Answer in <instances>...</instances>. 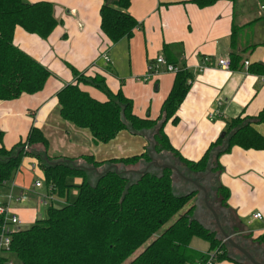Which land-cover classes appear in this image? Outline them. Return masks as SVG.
Returning a JSON list of instances; mask_svg holds the SVG:
<instances>
[{"label":"trees","instance_id":"trees-1","mask_svg":"<svg viewBox=\"0 0 264 264\" xmlns=\"http://www.w3.org/2000/svg\"><path fill=\"white\" fill-rule=\"evenodd\" d=\"M218 1L191 0L200 8ZM131 4L132 0H102L100 28L113 44L124 38L131 39L140 25L130 12ZM55 9L56 5L49 0H0V101L35 94L44 89L50 76L55 75L15 43L17 27L47 39L62 23ZM235 30L230 53L232 68L242 59L233 41ZM169 62L178 65L177 61ZM71 69L74 81L65 84L57 94L59 119L87 132L94 145H109L124 131L133 135L149 133L153 151L145 148L141 153L107 159H99L91 153L77 157L52 155L51 139L44 129L36 126L31 127L25 140L14 146L1 145L0 186L8 185L23 159L33 156L44 172L49 195L68 200L71 190L77 189L75 201L63 206L51 202L45 217L29 228L16 230L12 235L11 253L22 264H195L207 260L212 252L217 262L230 260L236 264H252L224 239L217 225L212 227L198 217L197 204H192L162 230L203 192L193 186L191 190L177 193L180 171L207 188L210 204L218 212L224 230L264 264V235L253 236L246 232L229 206L230 190L219 181L223 154L235 146L245 150L264 149V134L257 128L264 124V108L256 116L239 115L227 119L225 135H220L201 158L194 160L172 145L164 129L168 121H178V108L190 91L193 74L188 68L180 66L175 73L172 88L156 118L136 114L133 100L121 89L112 93L104 77L88 76L73 66ZM249 71L262 72L264 65L251 64ZM81 83L101 89L108 98L93 97L81 88ZM37 145L43 146L50 160L68 159L70 162L49 165L35 152ZM80 159L84 161L83 166L71 163L77 164ZM155 159L164 164L153 163L135 177L114 168L102 175L96 170L113 164L134 166L143 161L148 166ZM91 166L94 169L89 168ZM212 177L216 182L214 186L207 181ZM75 178H80L81 182L75 183ZM194 237L209 243L208 252L191 246ZM140 248L141 251L129 260ZM5 259L3 256L0 260Z\"/></svg>","mask_w":264,"mask_h":264},{"label":"crops","instance_id":"crops-1","mask_svg":"<svg viewBox=\"0 0 264 264\" xmlns=\"http://www.w3.org/2000/svg\"><path fill=\"white\" fill-rule=\"evenodd\" d=\"M49 1L56 5L55 13L62 23L47 39L17 27L15 43L55 75L35 94L0 101V146L10 148L25 140L31 127L36 126L51 139L52 155L77 157L91 153L107 159L122 156L121 149L129 148L124 153L145 150L149 133L133 135L124 131L109 145H94L87 132L59 119L57 94L74 81L72 66L88 76L104 77L112 93L121 89L133 100L134 112L150 118L159 116L175 73L162 71L145 81L149 63L164 55L188 68L193 74L190 91L178 108V121H168L164 129L172 145L194 160L201 158L226 130L227 119L256 116L264 108V71L244 68L245 61L264 65V0H220L205 8L191 0H132L130 12L140 25L131 39L124 38L116 44L100 28L102 0ZM234 28L233 41L242 59L235 68L223 69L218 59L230 56ZM123 42L131 48L127 67L121 65L123 56L118 60V52L117 57L113 55V49L118 50ZM104 53L110 56V63L103 59ZM205 57L210 58V64L204 63ZM80 86L99 100L108 98L93 85ZM213 108H219L222 116H210ZM257 128L264 134V124ZM35 150L42 152L44 148L37 145ZM220 162L223 170L219 181L230 190L233 213L247 233L264 235V149L235 146L220 157ZM74 182L80 183L81 179L75 178ZM257 212L262 213V218H254ZM191 245L202 252H208L210 246ZM218 264L236 263L224 260Z\"/></svg>","mask_w":264,"mask_h":264},{"label":"rangeland","instance_id":"rangeland-1","mask_svg":"<svg viewBox=\"0 0 264 264\" xmlns=\"http://www.w3.org/2000/svg\"><path fill=\"white\" fill-rule=\"evenodd\" d=\"M117 52H118V60H120L123 56V58L121 60V65L127 67V65L129 64V53H131V48L128 47L126 42H123V44H121V46L118 50L113 49V55L115 57H117ZM72 139H73V136H72ZM149 139H150V137H149ZM145 143H146V149L150 148V151H153V149H151L152 146L150 145L149 141H145ZM128 149L129 148H127L125 150H128ZM125 150L121 149V150H119V153L121 152L120 154H123V155L137 153L136 150H134L135 152L130 151L131 153H126V152L124 153ZM79 153H81V150L76 152L75 154L78 155ZM72 155H74V154H72ZM155 160H157V159H155ZM159 161L160 160H157L158 165L164 164V163L161 164V162L159 163ZM143 162L144 163H139L137 165L127 166V167H123L122 165H119V171L120 170L121 171L126 170L127 171L126 175H130L131 177H135L137 174L142 173L144 170H146L147 168H149L153 164V163H150V165L148 164V166H147L145 161H143ZM34 163L36 165H35V168L33 169ZM78 163L84 165L83 160L78 161ZM21 166H23V167H20V169L17 172V174L15 175L14 179L8 185L0 186V195L3 197V200H4V198H7L10 195H12L13 197H17L20 194H22L24 191L27 195H29L28 199L25 201L16 202L15 200H12L9 203L10 208L13 209L14 212L23 220L22 223L20 225H18L20 228H22V229L29 228L32 224H34L38 220L40 215L42 217H45L47 207L51 204V202H53L56 206H63L67 203H71V202L75 201L76 196H77V189H75V188L71 190L68 200L66 198L55 197V199L53 201H51V199H49V198H48V202L41 201V199H40L41 195L42 196L45 195V193L47 192V189H46V186L44 183H43V186L41 188H34L33 187L35 180H41L42 182H44V172H43L42 168L39 166L37 158L33 157V156H27L23 159ZM128 170H133V171L131 172ZM180 173L183 175L181 176L178 173L181 180L179 179L180 183L178 182V184H177V187H178L177 193H183L189 189L191 190L192 188H194L193 186H195V188H199L198 186H196L194 183L190 182L187 179V178H191V177H189L188 175H185L182 172H180ZM207 181H208V183H210L209 184L210 186H214L216 183L215 181H213V177L211 179L208 178ZM189 182L192 183L193 185L188 184ZM22 188H25L26 190L22 191ZM208 200H209V194H208ZM209 203H210V201H209ZM192 204H197L196 205V211L199 209L197 212V215H198V217L203 219L205 223H207L208 225H211L212 227L213 226L215 227L217 225L216 220L213 216V213L211 212L210 208L207 206V204L205 202V195L202 192L200 195L199 194L196 195L194 197V199L187 206H185L184 209H182L180 212H178L162 228V230L165 229L176 218H178L182 213H184ZM193 242H194V245H196V243H199L203 247H206L207 244H209L206 240L199 238V237L192 238L191 243H193ZM142 248H140L134 255H132L129 258V260L134 258L135 255L139 251H141ZM0 255H3L7 258V260H5V262L12 260L14 262V264H22L20 259L13 253L0 252ZM236 256L239 258V255H236ZM262 259L264 261V254L262 256ZM217 264H218V262H217Z\"/></svg>","mask_w":264,"mask_h":264},{"label":"built area","instance_id":"built-area-1","mask_svg":"<svg viewBox=\"0 0 264 264\" xmlns=\"http://www.w3.org/2000/svg\"><path fill=\"white\" fill-rule=\"evenodd\" d=\"M261 8L264 9V5H261ZM103 59L106 61V63H110L111 59L108 53H104L102 55ZM210 58L205 57L204 63L210 64ZM218 65L223 69H231L232 68V60L230 56L222 57L218 59ZM250 63L249 61L244 62V68L246 71H249ZM180 66L175 65L171 62H169L164 55H158L155 59V61L149 63L148 71L143 80L147 81L151 76L157 75L162 71L165 72H173L176 73L179 70ZM221 105V101L219 102V106ZM210 116H222V113L219 108H213L210 111ZM25 149L28 150V146L25 147ZM35 163L33 164V169L35 168ZM43 183L41 180H35V183L33 184L34 188H41L43 186ZM7 184V183H4ZM29 195H27L25 192L20 194L17 197H13L12 195L8 196L7 198H4L0 195V252H10L11 253V244H12V235L13 233L18 230L20 225L22 223L21 218L10 208V201L15 200L16 202H22L27 200ZM48 198L53 201L55 197L48 194V191L45 193V195H41V201L48 202ZM254 218L260 219L262 218V213L257 212L254 214ZM18 226V227H17ZM3 257V255H0V259ZM7 260V258L5 259ZM5 260H0V264H14L12 260L5 262ZM195 264H217V261L215 260L214 253L212 252L210 254V257L207 260H200L196 262Z\"/></svg>","mask_w":264,"mask_h":264},{"label":"water","instance_id":"water-1","mask_svg":"<svg viewBox=\"0 0 264 264\" xmlns=\"http://www.w3.org/2000/svg\"><path fill=\"white\" fill-rule=\"evenodd\" d=\"M225 135V133L223 132L222 134H221V136H224ZM35 152L36 153H38V154H40V158L41 159H43V160H45V161H47V163L49 164V165H54V164H58V163H67L69 160L68 159H56V160H50L49 158H48V156H47V154L44 152V151H42V152H37L36 150H35ZM70 162V161H69ZM74 166H83V164H79V163H75V162H71ZM152 163H155V164H157V160H154ZM150 165V164H149ZM89 168H92V169H94L92 166L91 167H89ZM112 168H114L117 172L119 171V167H118V165H116V164H113V165H111V166H109L108 168H102V170H98V169H96L97 170V172L100 174V175H102V174H104V173H106V172H108L110 169H112ZM124 171V170H123ZM128 171H133V170H128ZM124 172H127L126 170L124 171ZM179 174L182 176L183 174H181L180 172H179ZM187 178V177H186ZM190 182H192V183H194L196 186H198L203 192H204V195H205V202H206V204H207V206L210 208V210H211V212L213 213V216H214V218H215V220H216V224H217V226L220 228V230H221V232H222V234H223V236H224V239L227 241V242H229L234 248H236L237 250H239L242 254H244V256H246V258L252 263V264H263V263H261V262H259L258 260H256L255 258H254V256L246 249V248H244L242 245H240L239 243H237L233 238H232V236H230L225 230H224V228H223V226H222V223H221V220H220V217H219V215H218V213H217V211L210 205V203H209V200H208V191H207V189H206V187L204 186V185H202V184H200V183H198L196 180H194V179H191V178H187ZM42 218V216L40 215L39 216V218L38 219H41Z\"/></svg>","mask_w":264,"mask_h":264}]
</instances>
